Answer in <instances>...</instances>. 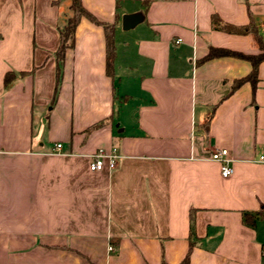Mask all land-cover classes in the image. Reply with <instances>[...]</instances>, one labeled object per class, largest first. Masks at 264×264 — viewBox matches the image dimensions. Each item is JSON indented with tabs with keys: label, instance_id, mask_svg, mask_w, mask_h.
I'll list each match as a JSON object with an SVG mask.
<instances>
[{
	"label": "crops",
	"instance_id": "0c3cea01",
	"mask_svg": "<svg viewBox=\"0 0 264 264\" xmlns=\"http://www.w3.org/2000/svg\"><path fill=\"white\" fill-rule=\"evenodd\" d=\"M82 2L113 77L86 18L60 70L70 0H0V264H264V60L208 59L263 54L264 0Z\"/></svg>",
	"mask_w": 264,
	"mask_h": 264
},
{
	"label": "trees",
	"instance_id": "16d2710c",
	"mask_svg": "<svg viewBox=\"0 0 264 264\" xmlns=\"http://www.w3.org/2000/svg\"><path fill=\"white\" fill-rule=\"evenodd\" d=\"M56 1L59 2L62 0H56ZM70 12L71 15L68 18L66 25L60 30L61 42L57 52V59L60 65L59 66L60 70H61V66L64 63L67 50L72 49L75 46L77 28L81 20L83 18H86L92 23L101 26L104 29L105 37H106V72L108 76L113 77L114 64L116 60L115 26L98 21L96 17H94L90 12H88L85 9L82 0H70ZM213 24L216 26V28H219L222 31L230 34L245 35L250 33L251 31V28L249 27L236 28L229 25H225L217 17L213 18ZM255 37H256V41L258 42L260 48L263 51V54L259 57H251L240 53H234L226 50H216V49H212L208 56V59L215 57L233 56V57L249 60L253 64L254 70L252 74L248 78L238 81L234 86V89L239 87L241 84H243L246 81L255 82L256 80L258 65L260 64L261 61L264 60V40L261 36L256 34V32H255ZM11 79H12L11 75L6 76V84H9L11 82ZM100 126L102 125H97L96 127H94V129ZM247 216L248 215H246L245 218H247ZM182 264H190L189 255L184 259Z\"/></svg>",
	"mask_w": 264,
	"mask_h": 264
},
{
	"label": "built area",
	"instance_id": "2783aa9c",
	"mask_svg": "<svg viewBox=\"0 0 264 264\" xmlns=\"http://www.w3.org/2000/svg\"><path fill=\"white\" fill-rule=\"evenodd\" d=\"M181 42V41H178ZM62 145L57 146V154H61L60 150ZM122 159V156L116 149L107 151L105 149H100L92 156L90 163V170L94 173L102 172L106 166L111 170H115L118 166V163ZM211 160L221 164L222 167V176L226 179L230 178L233 175L232 160L228 157V151L225 149L216 151L212 154ZM261 161L264 162V157L261 158ZM110 251H113V248L110 247Z\"/></svg>",
	"mask_w": 264,
	"mask_h": 264
},
{
	"label": "water",
	"instance_id": "95a60500",
	"mask_svg": "<svg viewBox=\"0 0 264 264\" xmlns=\"http://www.w3.org/2000/svg\"><path fill=\"white\" fill-rule=\"evenodd\" d=\"M143 22V16L140 13L124 15L122 18V26L124 31L135 29Z\"/></svg>",
	"mask_w": 264,
	"mask_h": 264
}]
</instances>
